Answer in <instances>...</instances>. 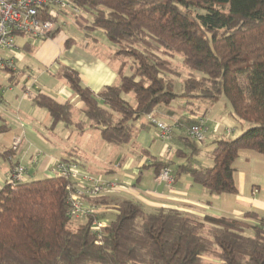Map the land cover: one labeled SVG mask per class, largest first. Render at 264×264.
<instances>
[{
	"label": "trees",
	"instance_id": "16d2710c",
	"mask_svg": "<svg viewBox=\"0 0 264 264\" xmlns=\"http://www.w3.org/2000/svg\"><path fill=\"white\" fill-rule=\"evenodd\" d=\"M69 1L91 16L84 27L102 31L114 47V57L131 60L132 73H123V61L118 83L94 92L75 70L62 67L61 76L83 103L80 111L87 123L74 121L70 102L60 103L36 90L34 104L48 112L50 128L62 123L82 133L88 127L98 130L104 142L123 145L131 141L142 118L156 128L148 116L160 121L152 112L176 96L186 99L184 107L225 98L231 115L247 126L236 137L212 140L211 165H197L194 159L200 147L188 129L200 123L205 128L194 118L179 136L188 152L178 147L174 153L184 161L176 164L149 155L147 166L156 178L168 168L172 183L187 174L210 195L235 194L239 152L264 156V0ZM175 55L197 73L189 72L179 93L172 78L179 72L169 59ZM162 123L170 127L165 139L170 140L174 124ZM8 130L0 115V134ZM13 151L0 150V157ZM71 185V178L59 174L7 179L0 187V264H264V215L246 211L241 217L198 218L172 208L147 210L139 200L124 198L114 202L107 219L97 210L72 217ZM108 194L91 201L105 204ZM94 218L105 224L99 231L92 229Z\"/></svg>",
	"mask_w": 264,
	"mask_h": 264
},
{
	"label": "crops",
	"instance_id": "0c3cea01",
	"mask_svg": "<svg viewBox=\"0 0 264 264\" xmlns=\"http://www.w3.org/2000/svg\"><path fill=\"white\" fill-rule=\"evenodd\" d=\"M70 15L69 12L65 13L62 18L65 23L62 27L50 37L41 39L60 38L59 53L61 57L63 56L62 63L58 64L60 72H53L52 77L44 81L46 83L44 87L49 90L48 95L60 103L70 102L72 104L74 121L80 120L87 123V119L80 111L83 103L61 76L62 67L67 66L75 70L81 83L97 92L106 85L118 83V69L124 60L113 56L114 47L107 43L104 35L102 36L104 45L87 43L83 49L75 45V38L59 35L70 21ZM66 39H70L69 46H65ZM30 49L29 42H24L21 46H17L14 53H10V56H14L16 65L23 60V52ZM53 60L56 61L55 58ZM17 71L11 72L9 77L16 86L7 85L0 77V115L9 126V130L3 136V142L7 147L3 146L2 150L11 147L14 138H20L16 151L8 157H3L6 163H0V187L7 181L15 163L25 168L24 180H33L55 175L52 167L57 160L74 157L80 161L82 170L97 176L102 181L113 180L118 184L116 189L104 197L106 203L96 206V210L105 216L104 219L113 213L114 202L124 198L139 200L147 210L159 207L172 208L198 218L205 215L241 217L246 211H252L260 216L264 215V197H259V189L254 184L253 171L245 173L238 165L235 166L237 192L234 195L235 204L232 206V201L223 197L226 196L225 193L210 195L201 185L193 182L187 174L181 175L173 183L168 184L158 180L153 168L147 166L150 163L149 155L158 159H171L176 164L184 161L183 158H176L173 155L178 147H184L188 152L189 149L181 142L179 136L186 133L187 123L194 118L203 121L206 128L205 136L209 133L212 140L225 135L229 136L234 130L230 125L232 115L230 107H226L227 102L223 99L214 104L196 102L194 107H184L182 103H175V99L168 105H160L152 114L162 122L174 124L170 142L156 139L155 128L146 125V118H142L140 123L144 125L140 126V123H137L133 137L127 143L130 148L124 149L131 153L125 154L124 150L120 149V145H111L112 147L108 149L106 145L108 143L100 138L99 131L96 129L87 127L84 132L79 133L73 125L66 127L62 123L50 128L48 112L34 104L33 96L36 90L33 91V87H27L24 82L19 83L18 78L15 77ZM33 85H37V90H40V85L35 79ZM219 102L224 105V113L221 114L218 108H214ZM62 137L65 138L64 141ZM212 147V142L208 151L200 147L198 154L206 152L207 160L211 161L209 154ZM239 159L240 163L247 160L264 163L257 153L248 150L239 152L235 164ZM195 161L198 163L196 159ZM208 163L199 165L212 164V162ZM114 166L118 167V171ZM106 173L112 174L108 176ZM222 199L223 201L228 200V204H224ZM86 201L88 204L92 203L89 199ZM249 221L255 222L252 219Z\"/></svg>",
	"mask_w": 264,
	"mask_h": 264
},
{
	"label": "built area",
	"instance_id": "2783aa9c",
	"mask_svg": "<svg viewBox=\"0 0 264 264\" xmlns=\"http://www.w3.org/2000/svg\"><path fill=\"white\" fill-rule=\"evenodd\" d=\"M69 0H0V73L4 70L16 71L14 53L17 49L15 40L18 37H31L45 39L50 37L65 23L62 19L67 12H77ZM1 100V95H0ZM156 136L161 139L170 137L171 130L167 124L153 119ZM205 128L196 124L188 129V136L197 142L205 138ZM20 138L11 142L12 149L16 150ZM25 168L16 164L11 170L8 180L11 182L23 180ZM54 174L64 175L72 180L69 193L70 211L72 217L94 214L96 205L88 204L87 199L100 198L117 187L115 181H102L96 176L82 170L80 161L76 158L70 160L59 159L53 167ZM158 180L172 183L171 170L163 168L157 175ZM105 224L103 221L93 219L92 229L99 231Z\"/></svg>",
	"mask_w": 264,
	"mask_h": 264
},
{
	"label": "rangeland",
	"instance_id": "374dc122",
	"mask_svg": "<svg viewBox=\"0 0 264 264\" xmlns=\"http://www.w3.org/2000/svg\"><path fill=\"white\" fill-rule=\"evenodd\" d=\"M91 19V16L83 11V10H78L77 12L73 13L70 15V21H68V24L64 26V28L60 31L59 35H65L66 37H73L76 40V46L80 47L83 49L85 48V45L89 43L90 45H98L102 46L104 45V41L102 40V36L104 35L102 31L100 30H90L85 28L84 26L89 23ZM60 37V36H59ZM101 38V39H100ZM93 39H96V41H93ZM60 38H56L54 40H41L38 38H31V37H18L15 40L16 46H21L24 42H29L31 45V49L29 51H24V58L23 60L16 65L17 72H15V77L18 78L19 83H25L27 87H33V91L37 90L38 86L33 85L34 84V79L37 81V83L40 85V91L49 93V90L47 87H44L46 84L44 81L46 79H50L52 76L53 72H60V64L63 61V56L61 57V54L59 53V43H60ZM108 41V40H106ZM107 43H110L109 41ZM112 45V44H110ZM113 46V45H112ZM55 58L56 61L53 59ZM169 59L172 61V63L177 66L179 75L173 76L172 78L174 79L175 86H174V91L179 93L180 92V85L181 81L185 79L188 75L189 72L197 74L194 71H191L187 69L182 63H181V57L180 55H175L173 58L169 57ZM126 62L125 65L123 66V73L124 74H131L132 69H131V60L130 59H124ZM60 63V64H59ZM59 64V65H58ZM30 67L32 70H29ZM11 76V71L9 70H4L0 73V77L4 79L6 84H12L13 86H16L14 84L13 80L9 79ZM131 98V95L129 96ZM224 101L227 102L225 98H222ZM132 101V99H131ZM186 99L181 96H176L175 98V103H182L184 104ZM226 107L229 106V102H227ZM214 108H218L221 113H224V105L223 103L219 102L214 106ZM226 109V108H225ZM231 109V108H230ZM81 118H83V115H81ZM231 127L234 129L233 132L229 135L230 137H236L237 135L241 134L243 130L246 129V124L240 125V123L237 121L232 116V123H230ZM69 132L66 131V134ZM206 134V133H205ZM152 135V134H151ZM3 136L4 133L0 134V150H2L3 146L7 147L6 144L3 142ZM156 136V135H155ZM157 137V136H156ZM65 138L62 137V140L64 141ZM156 139H159L158 137ZM212 138L211 136L208 135L205 136L204 142L201 143L199 142L198 145L204 150L208 151V148L210 146V143ZM166 141V140H163ZM169 141V140H167ZM170 142V141H169ZM108 149L109 147H112V144H106ZM120 149L123 151L126 148H130L129 144H123L119 146ZM125 147V148H124ZM125 154H130L131 152L124 150ZM207 155L206 152H203L202 154L194 155V159L198 161L196 163L197 165L203 164L206 162H211L207 160ZM260 159H263L264 161V156L261 154H257ZM174 157V155H173ZM201 162V163H200ZM241 160L239 159L238 163L235 164V166H239L241 170H243L245 173H248L250 171L254 172V184L257 186L259 189V197L262 198L264 197V163L260 162H255V161H243L240 163ZM0 163H6L5 158L1 157L0 158ZM208 163V164H209ZM116 170L118 171V167L114 166ZM112 173H106V175H110ZM97 177V176H96ZM223 197H226V199H230V202L232 201V206L235 204L234 199H235V194H228L225 193ZM232 199V200H231ZM222 202L224 204H228V200L222 199ZM75 223V222H74ZM76 224V223H75ZM74 224V225H75Z\"/></svg>",
	"mask_w": 264,
	"mask_h": 264
}]
</instances>
